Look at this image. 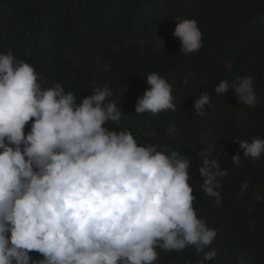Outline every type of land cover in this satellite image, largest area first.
Returning <instances> with one entry per match:
<instances>
[{
	"label": "clouds",
	"instance_id": "1",
	"mask_svg": "<svg viewBox=\"0 0 264 264\" xmlns=\"http://www.w3.org/2000/svg\"><path fill=\"white\" fill-rule=\"evenodd\" d=\"M173 35L185 56L203 47L195 19H177ZM45 79L11 50L0 52V264H155L161 252L188 248L201 257L198 264L214 261L217 252L209 249L218 230L199 216L194 192L223 206L228 172L215 146L197 152L194 169L192 158L175 148L111 130L109 123L124 114L110 85L94 86L77 103L76 93L58 82L44 87ZM146 82L137 114L176 110L167 78L152 72ZM230 89L240 104L257 106L253 77L222 80L214 92ZM211 100L200 94L193 109L204 115ZM233 142L244 153L232 157L238 167L264 157V138ZM249 187L243 183L240 194Z\"/></svg>",
	"mask_w": 264,
	"mask_h": 264
},
{
	"label": "trees",
	"instance_id": "2",
	"mask_svg": "<svg viewBox=\"0 0 264 264\" xmlns=\"http://www.w3.org/2000/svg\"><path fill=\"white\" fill-rule=\"evenodd\" d=\"M177 19L197 20L203 33V47L191 56L173 35ZM9 50L35 66L44 87L58 82L78 95L77 103L94 86L110 85L124 115L108 127L175 148L192 158L194 169L197 152L214 145L228 172L223 206L194 192L199 216L218 230L209 249L217 257L209 264H264V157L232 163L244 156L234 140L264 138V0H0V52ZM152 72L173 85L175 111L136 113ZM235 76L254 78L255 108L240 104L234 89L215 94L222 80L231 84ZM205 92L211 105L198 115L195 98ZM170 127L176 129L171 136ZM245 182L250 187L241 195ZM200 258L188 248L161 252L155 264H198Z\"/></svg>",
	"mask_w": 264,
	"mask_h": 264
}]
</instances>
